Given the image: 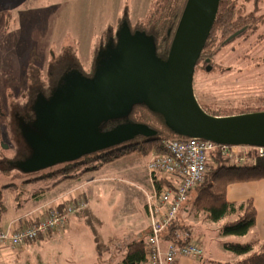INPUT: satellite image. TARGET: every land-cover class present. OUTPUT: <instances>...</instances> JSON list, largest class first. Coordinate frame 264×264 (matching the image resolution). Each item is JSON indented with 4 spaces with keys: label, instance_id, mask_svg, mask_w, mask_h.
Wrapping results in <instances>:
<instances>
[{
    "label": "rangeland",
    "instance_id": "obj_1",
    "mask_svg": "<svg viewBox=\"0 0 264 264\" xmlns=\"http://www.w3.org/2000/svg\"><path fill=\"white\" fill-rule=\"evenodd\" d=\"M227 1L234 9V19H245L246 30L225 45L220 41L212 44L210 57L207 58L210 62L206 64L204 58L195 68L193 94L200 109L210 116L231 117L264 112V0ZM157 4V0H0V27H8L9 44L16 43L14 34L19 26L23 30L25 53L39 61V82L44 86L42 90H36L39 87L33 85L36 81L25 82V94L17 104L23 108L22 123L27 129L25 132L9 129L4 140L7 149L3 148L0 153V192L5 208L0 216L2 221L29 211L28 216L35 219L51 209L48 205L50 200L86 182L83 192L86 193L87 207L75 213L81 212L86 217L83 224L76 228L84 247L94 237L103 240L118 238L142 218L141 199L150 190L146 167L157 153L147 157L138 153L149 143L134 147L135 152L110 163L98 159L102 154L100 151L72 162L29 167L33 166L28 164L31 159L36 158V142L28 136L40 139L46 136L51 141L47 129L37 125L44 123L41 122L43 119L36 120V116L41 118L43 109L47 121L44 124L48 128L59 126L62 121L57 110L67 108L77 92L93 91L102 77L115 69L122 51L140 42L150 46L145 39L134 38L142 35V30H148L149 21L150 26L153 23L151 20L155 21ZM28 49L30 52H27ZM51 56L55 57L60 67L66 61H72L76 67L72 71H63L59 83L54 86L48 84L46 75V65ZM30 92L34 93L32 99L29 98ZM49 107H52L51 111H48ZM152 116L142 104L131 105L122 114L95 119L94 133L104 134L122 125L136 124L156 130L162 139H186L173 136ZM243 151L239 149L237 153L245 156ZM195 195L193 190L189 197L193 199ZM188 204L190 208L191 203ZM195 219L189 213L184 221L196 236H205V243L211 251H215L218 242H240L243 239L221 237L218 229L225 221L213 224ZM48 250L40 256L31 254L30 260L35 261L39 257L41 259L37 260V264H51L54 255ZM60 252L62 255L57 256V264H65L63 257L66 258L71 251L67 252L65 247ZM225 254L234 258L230 252L225 251Z\"/></svg>",
    "mask_w": 264,
    "mask_h": 264
},
{
    "label": "water",
    "instance_id": "obj_2",
    "mask_svg": "<svg viewBox=\"0 0 264 264\" xmlns=\"http://www.w3.org/2000/svg\"><path fill=\"white\" fill-rule=\"evenodd\" d=\"M219 2L187 1L165 63H159L151 47L139 41L121 52L115 69L103 76L93 91L74 94L70 105L59 112L60 120L66 124L50 130L56 145L44 151L40 166L76 161L130 142L139 133L147 139L155 137V131L136 124L94 133L95 119L122 114L138 103L158 111L168 129L180 137L217 145L264 148V112L212 117L200 109L193 94V75L212 31Z\"/></svg>",
    "mask_w": 264,
    "mask_h": 264
},
{
    "label": "trees",
    "instance_id": "obj_3",
    "mask_svg": "<svg viewBox=\"0 0 264 264\" xmlns=\"http://www.w3.org/2000/svg\"><path fill=\"white\" fill-rule=\"evenodd\" d=\"M187 1L188 0H157L159 4H157L154 10V13L157 15L155 21L151 20L153 22L151 26L149 25V21L148 30H142V32H140L142 35L135 36V38H142L150 43L154 56L159 63H165L167 60ZM228 4L227 0H220L212 31L197 65L204 58H206V64L210 62V59L207 58L210 57L209 48L214 42L220 41L225 45L245 32V19L241 17L234 19V9L230 8ZM122 36L123 35H121V37ZM46 66H48L46 75L54 79V83H51L52 86L59 83L58 80L61 78V73L63 71H72L71 69L74 70L76 68L72 65V61L71 63L66 61L65 64L60 67L59 62L53 60L50 65L47 64ZM37 70L41 72L40 69ZM29 80L30 79L27 81ZM51 81L53 82V80ZM38 83L34 82L33 85L37 84L39 86H37L38 89L35 87L36 90H42L41 83ZM145 108L153 115L151 118L157 120L158 123L161 122L160 125H164V127L168 129L164 117L158 111L150 110L147 107ZM212 117L218 116L212 115ZM139 126L143 127V129L154 131V129L144 125ZM168 131L173 136L180 137L169 129ZM164 139L159 137L157 131L155 137L150 139L144 138L142 133H139L131 141L133 143L123 147L119 146L117 149L114 147L103 151L98 159H101L103 163H110L121 159L122 156L135 152L134 147L143 143H149L150 145L146 148L142 147L138 155L147 157L152 153L158 154L162 152L161 141ZM139 140H144V142L138 143L137 141ZM261 179H264V159L256 158L250 163H243L240 166H231L219 153H215L212 155L211 163L208 166L204 181L196 188V195L191 202L189 212L194 218L201 215L203 221L209 223L217 224L225 221L218 229V233L221 237L244 238L255 226L254 206L251 200L233 203L228 202L226 199V188L234 183H244ZM82 197L86 198L85 195H82ZM4 211L2 193L0 192V216ZM184 227L188 230L190 228L189 226ZM222 248L234 256L232 262L224 264H264V242H260L257 239L249 242L224 241L222 242ZM144 261V241L134 242L128 246L123 264H144Z\"/></svg>",
    "mask_w": 264,
    "mask_h": 264
},
{
    "label": "built area",
    "instance_id": "obj_4",
    "mask_svg": "<svg viewBox=\"0 0 264 264\" xmlns=\"http://www.w3.org/2000/svg\"><path fill=\"white\" fill-rule=\"evenodd\" d=\"M162 152L155 154L147 163L150 192L144 193L145 213L149 234L144 240V264H177L179 258L199 260L203 249L192 233L180 221L186 209L190 193L204 181L212 155L219 153L231 166L264 159V148L217 145L210 141L186 138L164 139ZM245 150L251 156L237 151ZM87 199L75 198L64 205L63 211L55 208L36 217L30 227L20 225V220L0 228V249L22 248L51 232H61L69 217L86 209Z\"/></svg>",
    "mask_w": 264,
    "mask_h": 264
},
{
    "label": "crops",
    "instance_id": "obj_5",
    "mask_svg": "<svg viewBox=\"0 0 264 264\" xmlns=\"http://www.w3.org/2000/svg\"><path fill=\"white\" fill-rule=\"evenodd\" d=\"M77 180L80 181L81 179ZM87 183L88 182L72 187L66 193L50 200L48 205L51 206V209L55 208L58 212H62L65 204L86 194L83 192V187ZM150 190L148 192H150ZM226 199L231 203L242 202L245 200L252 201L255 209V226L246 237L241 239V242H249L255 239L260 242H264V179L229 185L226 188ZM192 200L193 199H191L190 196L188 203H191ZM144 202L143 195L140 205V215L142 218L133 223V225H130L128 230L125 229L124 233L117 236L118 238L103 240L104 238L94 237L90 239L89 245L84 247L82 245L84 243L81 240V235L76 234L78 232L76 228L79 227V225H82L83 220L86 218L85 215H81L83 213L80 212L81 214H74L69 217L67 226L63 231L51 232L49 236H47L48 238H39L33 243H29L22 248L14 250L3 247L0 249V264H37V260L41 258L36 257V260L32 261L30 260L31 254H38L40 256L43 251L47 249H49L48 251H51L52 253H50L54 255L50 261L51 264H57V256L62 255L60 251L65 247L67 252L69 250L71 251L69 255L67 254L66 258L63 257L65 264H123V260L128 251V246L134 242L141 240L144 241L149 234V223L145 213ZM38 207L35 208L38 209ZM189 210L190 208L188 204L183 213L180 214V221L182 225L190 227V225L184 221L185 215L190 213ZM29 213L30 211L22 216L15 217L7 221H2L0 218V228H6L10 222L15 220H20V225L23 227H30L32 225V221L36 218L34 219L33 217H29ZM198 219H202V216H198L195 220L198 222ZM189 229L192 233L193 239L195 236V239L200 243L203 249V256L199 260L179 258L177 264H224L234 260V258H230L228 254H225L224 249L220 246L222 245V242H218V246L215 251L213 249L211 251L208 249V246L206 245L207 243H205V236H196L191 227ZM74 230L76 231L71 234V231Z\"/></svg>",
    "mask_w": 264,
    "mask_h": 264
},
{
    "label": "flooded vegetation",
    "instance_id": "obj_6",
    "mask_svg": "<svg viewBox=\"0 0 264 264\" xmlns=\"http://www.w3.org/2000/svg\"><path fill=\"white\" fill-rule=\"evenodd\" d=\"M19 20H21V18ZM7 28L8 27L6 26L0 27V153L3 148L7 149V147L4 146V140L8 137L9 129H21L23 132H25L27 129L26 125L22 123L23 108H21L17 102L18 99H22L25 94V82L28 79H30L29 81L33 80L37 83L39 82V71L37 69H40L39 61L36 58L34 59L32 55H27V53H25L23 37L24 33L20 26L17 29L16 34H14L16 43L13 44H9L10 37L8 39ZM13 36H11V38H13ZM27 52H30V49H28ZM53 60L56 59L55 57L51 56L48 64L50 65ZM47 80L49 85L54 83V79L49 78L48 75ZM51 80H53V82ZM43 87L44 86H41V89H43ZM33 95L34 93L30 92L29 98L32 99L34 97ZM138 104L141 105L142 103ZM51 109L52 107H49L48 111H51ZM61 110L64 109L59 108L57 110L58 116ZM40 115L41 118L40 116H36V120L40 121L43 119L41 122L46 123L47 121L45 120L46 117L44 114V109ZM44 123L43 125L37 123V125L44 126L48 131V135L51 137L50 130L53 128H48ZM64 124L66 123L62 122L59 126ZM28 137L34 139L36 142V158H32L28 163H31L33 166H28L39 167L40 161L44 156V151L52 149L56 145V142L52 137L51 141L49 139L48 141L46 136L45 138L41 139L30 135ZM1 160L2 158H0V161Z\"/></svg>",
    "mask_w": 264,
    "mask_h": 264
}]
</instances>
